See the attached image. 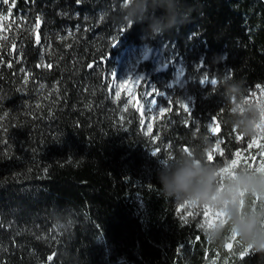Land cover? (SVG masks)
I'll return each instance as SVG.
<instances>
[{"label": "trees", "instance_id": "obj_1", "mask_svg": "<svg viewBox=\"0 0 264 264\" xmlns=\"http://www.w3.org/2000/svg\"><path fill=\"white\" fill-rule=\"evenodd\" d=\"M142 48L168 65L143 69L146 127L109 88ZM184 157L214 191L262 179L264 0H0V264H264V195L237 189L212 229L161 191ZM249 219L252 237L234 234Z\"/></svg>", "mask_w": 264, "mask_h": 264}, {"label": "rangeland", "instance_id": "obj_2", "mask_svg": "<svg viewBox=\"0 0 264 264\" xmlns=\"http://www.w3.org/2000/svg\"><path fill=\"white\" fill-rule=\"evenodd\" d=\"M166 62L161 54L150 48H142L124 52L116 60L115 73L110 78L109 88L112 92L125 93L127 98L137 103L139 113L143 119V127H146V113L154 109L155 104L152 98L151 80L143 69H153L157 71L164 67ZM184 74V68L176 65L170 74L169 88L180 85ZM216 128V127H215ZM216 130L213 132L215 133ZM260 175L264 179V168H260ZM216 194H223L219 190L214 191ZM216 195L212 197L211 203L202 204L203 219L206 225L212 229H219L223 224L231 219L236 209L240 206L239 198L235 193L234 196L224 201L222 204L215 203ZM205 209L210 211L206 212ZM236 227L234 234L237 233Z\"/></svg>", "mask_w": 264, "mask_h": 264}, {"label": "clouds", "instance_id": "obj_3", "mask_svg": "<svg viewBox=\"0 0 264 264\" xmlns=\"http://www.w3.org/2000/svg\"><path fill=\"white\" fill-rule=\"evenodd\" d=\"M216 179L213 170L206 168L201 161L188 157L180 159L179 163L164 169L159 175L161 191L165 196L196 201L198 204L211 203L214 195L215 203L222 204L234 196L237 189L264 195V179L241 176L233 185L228 186L223 194L214 192L213 185ZM255 227L254 219L236 223V231L246 239L252 237ZM261 247L264 248V244Z\"/></svg>", "mask_w": 264, "mask_h": 264}, {"label": "snow or ice", "instance_id": "obj_4", "mask_svg": "<svg viewBox=\"0 0 264 264\" xmlns=\"http://www.w3.org/2000/svg\"><path fill=\"white\" fill-rule=\"evenodd\" d=\"M211 83L215 84V81L213 80V81H211ZM213 130H214V131L216 130L215 126H214ZM184 151L187 152L188 149H184ZM207 158H208L209 160H211V159H212V156L209 155ZM235 165H236V161H232L231 166H230L231 169H232V168H235ZM245 167H246V166H245ZM256 168H264V162H262L258 167H254L253 169H256ZM225 171H229V170L226 169ZM205 211L208 212V211H210V210H209V209H205Z\"/></svg>", "mask_w": 264, "mask_h": 264}, {"label": "water", "instance_id": "obj_5", "mask_svg": "<svg viewBox=\"0 0 264 264\" xmlns=\"http://www.w3.org/2000/svg\"><path fill=\"white\" fill-rule=\"evenodd\" d=\"M167 69H168V65H165L164 67H160V68L156 71V73H158V74L165 73ZM136 107H137V103H136Z\"/></svg>", "mask_w": 264, "mask_h": 264}]
</instances>
